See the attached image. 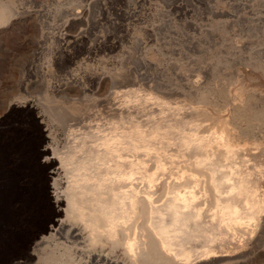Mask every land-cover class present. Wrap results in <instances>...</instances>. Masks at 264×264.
Instances as JSON below:
<instances>
[{
	"label": "bare ground",
	"instance_id": "1",
	"mask_svg": "<svg viewBox=\"0 0 264 264\" xmlns=\"http://www.w3.org/2000/svg\"><path fill=\"white\" fill-rule=\"evenodd\" d=\"M78 1L63 31L89 24L98 0ZM259 46L233 56L234 91L199 80L163 85L167 96H186L188 108L124 89L121 100L108 97L94 110L101 84L119 72L28 67L18 86L4 89L7 103L0 101L26 107L39 135L36 146L0 134V264H261L264 92L247 87L238 70L264 74V41ZM44 204L48 214L40 218ZM29 208L39 221L34 231L18 217ZM18 246L24 250L3 255Z\"/></svg>",
	"mask_w": 264,
	"mask_h": 264
},
{
	"label": "rangeland",
	"instance_id": "2",
	"mask_svg": "<svg viewBox=\"0 0 264 264\" xmlns=\"http://www.w3.org/2000/svg\"><path fill=\"white\" fill-rule=\"evenodd\" d=\"M205 1L209 8L203 3ZM263 1L188 0L187 3L193 5L189 7L183 5L186 0H98L90 7L86 17L90 22L83 30L72 25L69 30L63 31L62 20L75 16L78 9L74 5L83 1L0 0V11H4L7 19L0 26V101L7 103L11 98L8 91L13 85H19L20 76L28 67L36 65L57 69L62 65L73 67L77 64L104 68L113 74L119 72L120 77L114 80L111 77L101 84V91L91 103L94 110L101 108L114 95L116 100H121L124 89L136 90L140 98L147 96L150 90L148 95L164 96L173 102L172 105L181 104L184 108H188V98L183 95L167 96L166 92H162L165 91L163 85L186 87L199 80L200 85L205 83L219 90L228 88L234 91L233 56L238 52L257 50L260 42L264 41L263 27L260 28L255 19L264 14ZM262 14L260 16L264 17ZM191 22L193 26L189 25ZM206 27L209 31H202ZM112 44L114 47H111ZM67 56L71 59L68 60ZM143 59L151 64L147 67ZM239 68L244 73L241 81L247 87L264 92V74L248 67ZM33 79L30 77L31 81ZM4 89L9 90L6 93ZM29 94L41 96L33 90ZM3 108L0 111V134L6 139L18 136L38 146L39 135L30 122L26 107L12 105ZM146 112L136 114L145 118ZM33 150L28 148L29 153ZM42 210L40 218L48 214L46 204ZM18 217L25 227L32 225V231L39 224L35 210L31 208L23 210ZM22 250L23 247L18 246L3 255L11 258ZM261 264H264V258Z\"/></svg>",
	"mask_w": 264,
	"mask_h": 264
}]
</instances>
